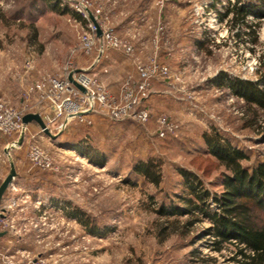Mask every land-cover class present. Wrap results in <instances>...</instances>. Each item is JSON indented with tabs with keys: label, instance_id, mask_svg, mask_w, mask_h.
Returning <instances> with one entry per match:
<instances>
[{
	"label": "rangeland",
	"instance_id": "rangeland-1",
	"mask_svg": "<svg viewBox=\"0 0 264 264\" xmlns=\"http://www.w3.org/2000/svg\"><path fill=\"white\" fill-rule=\"evenodd\" d=\"M159 1L148 0V3L160 6ZM204 1L214 2L213 8L220 3V0H162V6L180 4L186 8L184 15L189 17L194 27L192 32L195 30L197 36L196 44H192L193 40L190 46L197 50L190 54V59L185 52L186 45L180 44H155L158 54L154 55L147 45L141 51V62L155 60L169 67V77L155 80L150 96L159 81L167 83H163L166 94L158 100V109L145 107L151 117L146 126L131 120H111L115 122L116 135H107L102 130L94 136L95 147L106 156L105 166L93 164L72 151L64 140L52 142L43 135V140L36 143L52 154L54 169L42 170L31 162L29 146H12L14 141L0 136V185L10 171L4 147H12L10 157L14 165L17 158L24 157L20 168L15 167L16 188H8L2 201L3 207H7L13 197L19 199L17 207L4 214L16 231L0 239L1 248L17 253L18 258L23 255L41 259L44 264H194L199 258L192 254L194 251L206 260L199 264H232L234 249L215 251L210 247L214 240L211 235L195 244L191 242L213 225L210 215L217 213L218 205L211 198L209 212L196 214L201 222L191 229L189 236L173 235L164 242L154 236V224L159 216L153 212L155 206L149 199L153 195L157 202L184 207L175 197L187 194L181 169L196 174L211 193L222 191L225 170L208 152L202 137L212 127L246 153L248 158L241 162L244 167L251 171L264 163V114L260 122H254L245 101L227 84L229 78H239L258 82L259 88L264 89V81L259 82L264 76V3L238 1V6H247L252 14L240 27L229 23L213 37L211 30L204 31L195 23L194 9ZM67 2L71 8L70 1ZM24 4V0H0V8L9 17L8 23L0 21V53L4 50L10 54L16 73L13 77L11 71L0 70V99L26 115L31 109L23 107L21 99L27 97L28 81L23 77L27 42L32 33L30 22L38 25L42 39L74 33L76 42L72 47L78 43L76 38L82 28L74 23V16L62 12L60 4V12L45 11L40 2L39 12L28 9L18 15ZM226 15L229 21L234 17L229 12ZM59 52L50 49L48 57L56 59L57 67L63 68L71 61L69 50ZM48 57L36 58L41 73L46 70L40 62L45 63ZM129 79L137 81L134 77ZM163 116L174 129L164 130V135H160L163 128L158 120ZM79 157L85 160L80 161ZM149 158L162 162L164 180L159 188L132 174L136 162ZM83 213L99 227L97 233H89L82 226L79 219ZM175 218L181 227L191 217L168 216L163 220Z\"/></svg>",
	"mask_w": 264,
	"mask_h": 264
},
{
	"label": "trees",
	"instance_id": "trees-1",
	"mask_svg": "<svg viewBox=\"0 0 264 264\" xmlns=\"http://www.w3.org/2000/svg\"><path fill=\"white\" fill-rule=\"evenodd\" d=\"M24 1L25 4L17 11L18 15L28 9L39 12L40 2L45 6V11L60 12L59 0ZM261 1L264 3V0ZM66 10L67 8H63L62 12ZM229 13L234 15L230 23L237 28L245 23L248 15L252 14L247 6L240 5L231 8ZM263 14L260 16L262 17ZM17 18L15 16L14 19ZM8 20L9 17L0 8V21L8 23ZM20 24L22 27L25 26L23 23ZM29 28L32 33L29 35L28 42L32 46L36 44L37 52L41 53L43 45L38 42L39 34L36 23L31 21ZM261 81H264V76L259 82ZM228 82L233 93L245 101L247 112L253 114V121L260 122L264 118L261 115L264 114V89L259 88L260 83L239 78H229ZM259 126L262 127V125ZM202 137L208 152L218 159L220 166L225 170L223 189L220 193L213 194L204 188L202 180L196 174L181 169L180 173L185 180L187 194H176L175 197L184 207H178L172 202L170 206L165 202H157L153 195H149L150 204L155 206L153 212L159 216L154 224V236L160 242L168 240L173 235L189 236L191 229L201 222L196 214L209 212V199L211 198L212 202L218 205L217 213L210 215L213 225L193 237L192 244L211 235L214 240L210 243V247L215 251L221 253L226 248L234 249V255L230 258L232 264H264V163L251 171L244 167L241 162L248 158L246 153L234 146L230 140L223 138L214 127L209 132L203 133ZM76 149L91 163L105 166V154L92 145L83 143L76 146ZM132 174L143 178L155 188H159L164 180L162 162L151 158L136 162ZM168 216H190L191 218L180 227L177 218L163 220ZM79 221L89 233L98 232L99 227L95 225L94 220L84 213ZM192 254L199 257L193 261L194 264L206 262L197 251Z\"/></svg>",
	"mask_w": 264,
	"mask_h": 264
},
{
	"label": "built area",
	"instance_id": "built-area-1",
	"mask_svg": "<svg viewBox=\"0 0 264 264\" xmlns=\"http://www.w3.org/2000/svg\"><path fill=\"white\" fill-rule=\"evenodd\" d=\"M62 8H69L75 15L73 21L82 27L79 34V44L77 49L86 56L94 57V65L100 63L103 56L110 50H123L128 55L134 52L133 47L122 40L116 33L109 12L103 7H98L93 0H60ZM239 0H220L213 8L214 2L204 1L194 9L196 16L195 23L204 31L211 30L213 37L215 33L225 29L230 23V17L226 15L231 8L238 6ZM162 0L159 4L162 5ZM98 29L101 35H98ZM220 34V33H219ZM64 76L55 77L47 73H41L37 68L36 54L33 49H28L24 61V80L28 81L27 96L34 93L40 95V99L51 103L53 114L43 116V121L50 132L58 120L55 130L63 132L73 119L84 121V116L95 112H103L113 121L131 120L135 123L146 126L150 121V112L143 106V101L150 96L155 80L169 77L170 70L167 65L152 60L147 63H137V81L128 79L122 87V95L116 98L92 75L89 70H78L74 61H69L63 68ZM72 75L74 81L80 85L84 91L77 88L69 80ZM22 111L9 106L0 99V135L7 137L20 136L23 129ZM159 125L163 128L160 135H164V130L173 131L174 126L166 119L160 117ZM43 132V131H42ZM26 134L28 128L26 127ZM26 136V135H25ZM15 140L13 142L14 146ZM28 156L31 162L42 170L54 169V158L48 151L42 149L35 141L29 145ZM10 187L16 188L12 183ZM4 199V198H3ZM18 198H12L7 207L1 205L0 211V233H14V225L8 224L4 218L8 209L17 207ZM3 238V237H2ZM0 238V239H2ZM0 264H44L41 259H28L22 255L17 257V253H11L9 249L0 247Z\"/></svg>",
	"mask_w": 264,
	"mask_h": 264
},
{
	"label": "crops",
	"instance_id": "crops-1",
	"mask_svg": "<svg viewBox=\"0 0 264 264\" xmlns=\"http://www.w3.org/2000/svg\"><path fill=\"white\" fill-rule=\"evenodd\" d=\"M94 1L97 5L102 6L110 13L111 22L117 35L134 48L132 55H128L121 50H112L102 57L99 64L94 65L93 56H86L77 49L79 44L78 37L76 38L78 43H76L74 47L71 46L76 42L75 36L73 35L74 33L71 35H52L50 38L45 39H42L39 36L38 42L43 45L42 52H37L36 44L32 46L29 44V42H27L28 49H33L35 54L37 56L41 55L43 59L48 57L50 49L55 50L56 52L60 51L59 53H62L64 50H69V60L74 61L76 68L78 70H89V72L96 76L102 85L116 98L121 97L122 87L129 78L134 77V79H138V74L135 68L136 66L134 64L136 61H140L142 58L140 53H142L141 51H144L147 46H150V53H153L154 55L155 53L158 54V52H156L153 47L155 44L170 43L186 45L185 52H188L189 59L190 54L193 55L197 50V48H192L190 46L193 40L194 42L192 44H196V31L194 30V33L192 32V29L194 28L192 26L193 24L190 23L189 17L184 15L187 10L180 4H167L159 6L156 3L149 4L148 0ZM63 13H66V15L69 16L71 15V17H75L73 12H71L69 9ZM36 26L38 27L37 24ZM11 59L12 57H10V54L3 50L0 53V70L2 69L3 72L11 71L9 73H12L14 77L16 73L13 71L14 65ZM143 62L146 63L147 61ZM40 63L43 70H46L43 71V73H47L55 77L64 76V67H57L56 59L48 57V60L45 63ZM54 66L57 67L55 70ZM39 67L40 65L37 62V68L40 71ZM163 83L167 84L163 81H159L154 84L152 95L143 101L144 107L149 109H158V100H162L164 94H166V86H164ZM25 89L27 94L28 86ZM5 98H7V96H5ZM21 103L23 107H28L31 109L29 113L39 114L42 119L46 114H53L51 103L47 100L40 99V95L37 93L21 99ZM115 122L111 121V119H109V117H107V115H105L103 112H95L85 115L84 121L82 122H80L78 119H73L68 127L63 132L59 133L55 130L59 123L58 120V122L52 126L51 132L53 135H58V138L55 140H52L46 134L42 133L40 126L37 123L32 122L28 125V134L25 136L22 147L26 148L34 141L41 142V140H43L42 136L45 135V137L52 142L64 140V144L75 152H78L76 146L82 145L83 143L86 145H92L94 148H96L94 136L99 135L102 130L107 135H116L114 132L117 129ZM9 138L10 142L15 140V137ZM5 149L6 147H4V153ZM79 154L84 156L82 153ZM23 158L24 157L17 158L15 164L17 169L20 168L19 164L24 161Z\"/></svg>",
	"mask_w": 264,
	"mask_h": 264
},
{
	"label": "water",
	"instance_id": "water-1",
	"mask_svg": "<svg viewBox=\"0 0 264 264\" xmlns=\"http://www.w3.org/2000/svg\"><path fill=\"white\" fill-rule=\"evenodd\" d=\"M98 35H101V31L99 29H98ZM69 80L77 88L84 91V89L74 81L72 75L69 76ZM22 122H23L24 127L20 133L19 138L14 143L17 146H21L23 144L24 139H25V135H26V127L32 122L37 123L40 126L43 133L46 134L48 137H50L52 140H55L58 138V135H53L48 130V128L46 127L42 117L39 114H33V113L26 114V115H24ZM10 150H11V147H6V149H5V153L8 155L9 160H10V171H9L8 176L4 179V181L0 185V207L2 205V201H3L4 195L7 191V189L13 183V180L17 177V172L15 169L14 162L12 161V159L10 157ZM4 235H5V233H0V238L4 237Z\"/></svg>",
	"mask_w": 264,
	"mask_h": 264
},
{
	"label": "bare ground",
	"instance_id": "bare-ground-1",
	"mask_svg": "<svg viewBox=\"0 0 264 264\" xmlns=\"http://www.w3.org/2000/svg\"><path fill=\"white\" fill-rule=\"evenodd\" d=\"M67 154L69 155H73V152H67ZM80 158V157H79ZM85 159L84 158H80V161H84Z\"/></svg>",
	"mask_w": 264,
	"mask_h": 264
}]
</instances>
